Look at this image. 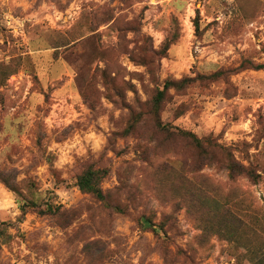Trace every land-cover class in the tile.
Masks as SVG:
<instances>
[{
	"label": "rangeland",
	"instance_id": "obj_1",
	"mask_svg": "<svg viewBox=\"0 0 264 264\" xmlns=\"http://www.w3.org/2000/svg\"><path fill=\"white\" fill-rule=\"evenodd\" d=\"M160 91L173 134L156 130ZM180 131L227 151L204 159ZM228 154L258 181L232 179ZM88 165L108 170L105 202L76 185ZM0 169L17 188L0 181V264H253L264 254V0H0ZM187 190L209 206L189 212L177 200ZM30 200L39 207L23 213ZM214 201L212 219L229 212L242 238L204 220Z\"/></svg>",
	"mask_w": 264,
	"mask_h": 264
},
{
	"label": "trees",
	"instance_id": "obj_2",
	"mask_svg": "<svg viewBox=\"0 0 264 264\" xmlns=\"http://www.w3.org/2000/svg\"><path fill=\"white\" fill-rule=\"evenodd\" d=\"M196 28L198 29V23H196ZM168 46L166 47V50H168ZM240 68H244V69H249L248 67H244V65H242ZM257 69H261L263 68L262 65H259L257 67H254ZM179 83H177V81H167L165 83V89L169 88V87H176ZM164 94L165 91H160L158 92V94L155 96L154 101H153V111L152 113L154 114V119H155V123L158 127V131L163 132L165 134H173V131H171L170 129H168V127L161 125L160 121H159V113H160V109H161V103L163 101L164 98ZM139 119L134 118L133 121L129 124V126L127 127V129L125 130V132L127 133H131L136 125L139 123ZM177 134H181L182 136H186L185 138L188 139L189 141H191V143L197 148L199 149L202 154H203V158L204 159H208L211 160L212 159V154L216 151H219L222 153H225L227 150L222 147L221 145L215 143L214 139L209 136L206 138H199L197 137L195 134L191 133V132H187V131H180L177 132ZM213 146L216 148L214 149ZM225 166L226 168L229 170L230 172V176L232 179L235 178L236 175L239 174H246L247 176H249V178L251 180H253L254 182L258 181V176L254 173L253 170L250 169H243L241 167H239L237 165V163H235V161L233 160L232 155L228 154L227 157H225ZM108 175V170L104 169V168H99L96 167L94 165H88L84 168V170L81 172V174L77 177L76 179V185L79 188L80 191H82L83 193L86 194H90L92 195L94 198H96L97 200L101 201V202H105L108 198V193H106L103 188H102V183L104 181V179L107 177ZM182 177H189L187 175H184ZM0 181L7 186L11 191L17 193V188L15 187V185L7 179V177L4 175V172L0 169ZM183 199H177L179 202H182L188 209L189 212H191V205H195V204H200L202 209H206L208 205L207 202H209L210 200L208 198H211L209 196H207L206 194H202V193H197L193 190H187L183 197ZM215 206L213 211L209 210L208 214L210 216L209 218L204 217V220L207 221L208 223H210V226H214L217 228V233H224L226 234V236H230L231 235H235L237 236L238 233H241V238L243 237L242 232H245L244 230V223L242 221H239L238 225H234V220L233 217L231 216V214L227 211H224L223 214L221 215L220 219L217 221H214L212 218H214L218 212V207L216 206V201H214ZM46 209H41L40 212L43 214H58L60 212V207L53 205V204H46ZM33 207V208H37L39 207L38 204L33 201H25L22 205H21V211L23 213L27 212V209ZM115 209H120L119 206H115ZM140 223L142 225L143 228L147 229H153V230H157L156 229V225L153 223V221L148 218V217H141L140 219ZM158 228V227H157ZM227 232V233H226ZM239 238L237 239L239 242H242V239ZM253 264H264V254L261 256H257L251 259Z\"/></svg>",
	"mask_w": 264,
	"mask_h": 264
}]
</instances>
